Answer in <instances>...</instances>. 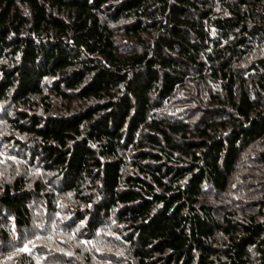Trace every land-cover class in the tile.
<instances>
[{
  "label": "trees",
  "instance_id": "16d2710c",
  "mask_svg": "<svg viewBox=\"0 0 264 264\" xmlns=\"http://www.w3.org/2000/svg\"><path fill=\"white\" fill-rule=\"evenodd\" d=\"M0 264H264V0H0Z\"/></svg>",
  "mask_w": 264,
  "mask_h": 264
},
{
  "label": "snow or ice",
  "instance_id": "6c2138e0",
  "mask_svg": "<svg viewBox=\"0 0 264 264\" xmlns=\"http://www.w3.org/2000/svg\"><path fill=\"white\" fill-rule=\"evenodd\" d=\"M23 251H29V249H28L27 247H25V248L23 249Z\"/></svg>",
  "mask_w": 264,
  "mask_h": 264
}]
</instances>
